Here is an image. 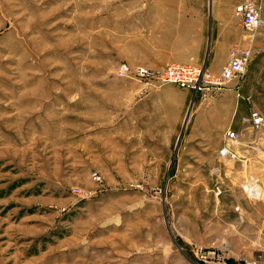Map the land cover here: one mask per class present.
<instances>
[{
	"label": "rangeland",
	"instance_id": "374dc122",
	"mask_svg": "<svg viewBox=\"0 0 264 264\" xmlns=\"http://www.w3.org/2000/svg\"><path fill=\"white\" fill-rule=\"evenodd\" d=\"M138 7L0 0V264H264V124L243 121L264 116V23L236 25L250 58L217 90L239 122L221 157L225 130L190 104L171 130L119 72L193 55L155 51Z\"/></svg>",
	"mask_w": 264,
	"mask_h": 264
},
{
	"label": "crops",
	"instance_id": "0c3cea01",
	"mask_svg": "<svg viewBox=\"0 0 264 264\" xmlns=\"http://www.w3.org/2000/svg\"><path fill=\"white\" fill-rule=\"evenodd\" d=\"M241 1L138 0V12L148 18L147 35L160 37L155 40L158 46L155 51L191 52L193 55L180 62L204 65L211 74L218 75L228 60L229 48L239 42L236 41V25L241 24L234 14V7ZM246 44L241 47L248 48ZM203 50L206 54L200 57L197 52ZM133 91L139 95L141 110H148L150 114L153 112L157 117H171V130L175 129L189 104L194 107L191 114L194 125L202 126L201 129L206 132H221L228 126H239L218 91L203 97L174 84L152 89L145 87L142 82L135 83Z\"/></svg>",
	"mask_w": 264,
	"mask_h": 264
},
{
	"label": "built area",
	"instance_id": "2783aa9c",
	"mask_svg": "<svg viewBox=\"0 0 264 264\" xmlns=\"http://www.w3.org/2000/svg\"><path fill=\"white\" fill-rule=\"evenodd\" d=\"M263 3L264 0H242L235 5L234 14L243 28L254 31L263 25L264 20L261 16ZM249 58L250 49L242 48L235 43L229 48L228 60L218 75L211 74L204 65L182 62H171L159 69L143 65L131 68L122 64L119 72L142 82L147 87L174 84L204 97L213 91L223 89L228 83L238 79L244 73ZM243 121H246L252 128H258L264 124V116L257 110H251L247 116L243 117ZM237 140L238 132L232 127H227L224 131V142L218 151L219 155L235 157L233 146Z\"/></svg>",
	"mask_w": 264,
	"mask_h": 264
},
{
	"label": "water",
	"instance_id": "95a60500",
	"mask_svg": "<svg viewBox=\"0 0 264 264\" xmlns=\"http://www.w3.org/2000/svg\"><path fill=\"white\" fill-rule=\"evenodd\" d=\"M188 116V115H187ZM187 116H186V118H187ZM180 136H181V134L179 135V137H178V140H177V144H176V146H178V142H179V140H180Z\"/></svg>",
	"mask_w": 264,
	"mask_h": 264
},
{
	"label": "bare ground",
	"instance_id": "6f19581e",
	"mask_svg": "<svg viewBox=\"0 0 264 264\" xmlns=\"http://www.w3.org/2000/svg\"><path fill=\"white\" fill-rule=\"evenodd\" d=\"M257 191V190H256ZM258 193V192H257Z\"/></svg>",
	"mask_w": 264,
	"mask_h": 264
}]
</instances>
